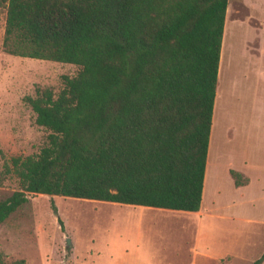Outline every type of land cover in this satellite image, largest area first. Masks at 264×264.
<instances>
[{
    "label": "trees",
    "instance_id": "trees-1",
    "mask_svg": "<svg viewBox=\"0 0 264 264\" xmlns=\"http://www.w3.org/2000/svg\"><path fill=\"white\" fill-rule=\"evenodd\" d=\"M226 5L0 0L4 53L79 67L55 95L23 97L46 140L3 163L18 187L0 198V223L27 193L197 211Z\"/></svg>",
    "mask_w": 264,
    "mask_h": 264
},
{
    "label": "rangeland",
    "instance_id": "rangeland-1",
    "mask_svg": "<svg viewBox=\"0 0 264 264\" xmlns=\"http://www.w3.org/2000/svg\"><path fill=\"white\" fill-rule=\"evenodd\" d=\"M226 9L227 36L221 41L207 150L216 178H208L203 200L213 195V184L219 205L235 197L230 166L248 177L240 208L252 214L258 212L259 185L264 187V0H227ZM4 15L0 7V198L18 187L3 163L11 156L35 154L46 140V130L35 124L23 97L42 87L55 95L62 76H74L79 69L4 53ZM124 217L120 204L27 193L26 201L0 223V264H112L117 244L124 242ZM245 228L252 238L253 226ZM152 242L162 247L165 258L152 257L150 264H187L178 223L158 222ZM176 247L181 248L179 261L172 259Z\"/></svg>",
    "mask_w": 264,
    "mask_h": 264
},
{
    "label": "crops",
    "instance_id": "crops-1",
    "mask_svg": "<svg viewBox=\"0 0 264 264\" xmlns=\"http://www.w3.org/2000/svg\"><path fill=\"white\" fill-rule=\"evenodd\" d=\"M225 36H227L226 22L222 38ZM220 67L218 61L217 76L220 73ZM229 169L232 168L228 166V172ZM215 170V166L210 163L206 153L201 199L197 211L120 204L121 207H125V237L124 242L118 243L112 254V264H150L152 257L164 260L165 251L152 242L154 226L161 220L178 223L187 264H251L261 256L262 259L258 264H264V197H262L264 187L259 185L258 212L252 214L245 208H240L246 201L244 192L248 191L249 185L248 177L241 172L239 173L246 178V182L235 186L231 178L232 190L238 193L230 202L219 205L215 198L219 194L215 184L209 188L213 195L204 202V193L208 192L207 180L216 178ZM110 203L117 206L119 204ZM251 226H253L252 238H250L249 229L245 228ZM219 231L221 232L220 240L218 239ZM185 234H189L190 238L186 239ZM180 254L181 248L176 247L172 259L179 261Z\"/></svg>",
    "mask_w": 264,
    "mask_h": 264
},
{
    "label": "water",
    "instance_id": "water-1",
    "mask_svg": "<svg viewBox=\"0 0 264 264\" xmlns=\"http://www.w3.org/2000/svg\"><path fill=\"white\" fill-rule=\"evenodd\" d=\"M66 244L69 245V240L68 239L66 240Z\"/></svg>",
    "mask_w": 264,
    "mask_h": 264
}]
</instances>
